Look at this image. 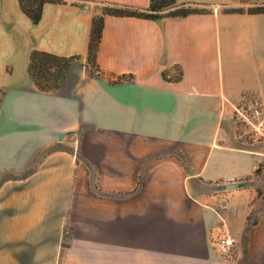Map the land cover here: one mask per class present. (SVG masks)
Returning <instances> with one entry per match:
<instances>
[{"label": "crops", "instance_id": "0c3cea01", "mask_svg": "<svg viewBox=\"0 0 264 264\" xmlns=\"http://www.w3.org/2000/svg\"><path fill=\"white\" fill-rule=\"evenodd\" d=\"M177 1L202 11L105 14L92 63L93 17L151 0L46 3L36 24L0 0V264H264V139L234 125L264 100V0ZM33 49L74 57L58 87Z\"/></svg>", "mask_w": 264, "mask_h": 264}, {"label": "trees", "instance_id": "16d2710c", "mask_svg": "<svg viewBox=\"0 0 264 264\" xmlns=\"http://www.w3.org/2000/svg\"><path fill=\"white\" fill-rule=\"evenodd\" d=\"M65 1L66 0H19V4L22 12L36 24L42 18L43 8L46 3H61ZM200 11H202V9L194 7L192 4L185 2L179 3L177 0H151L150 6L145 10L132 9L128 6H106L103 13L93 17L91 41L89 45V61L92 63L95 62L96 50L102 36L104 15L107 13L150 17L151 19H155L165 14L185 16L189 13ZM249 11L257 13L264 12V5L252 6L249 8ZM73 58V56H61L52 52L33 49L30 54L28 71L41 89L58 87L59 81L67 76ZM258 171L259 169L257 172Z\"/></svg>", "mask_w": 264, "mask_h": 264}, {"label": "built area", "instance_id": "2783aa9c", "mask_svg": "<svg viewBox=\"0 0 264 264\" xmlns=\"http://www.w3.org/2000/svg\"><path fill=\"white\" fill-rule=\"evenodd\" d=\"M235 128L238 139L242 143H250L264 139V100L254 93H246L235 107ZM260 168V173H263ZM222 206H227V198H222ZM218 238L221 253L225 258H234L235 241L224 228Z\"/></svg>", "mask_w": 264, "mask_h": 264}, {"label": "rangeland", "instance_id": "374dc122", "mask_svg": "<svg viewBox=\"0 0 264 264\" xmlns=\"http://www.w3.org/2000/svg\"><path fill=\"white\" fill-rule=\"evenodd\" d=\"M78 67H79V63L75 62V63H74V68H75V69H78ZM3 94H5V92H4ZM9 120H10V116H3V117H0V123H1V122L8 123V122H10ZM8 175H10V173H8Z\"/></svg>", "mask_w": 264, "mask_h": 264}]
</instances>
